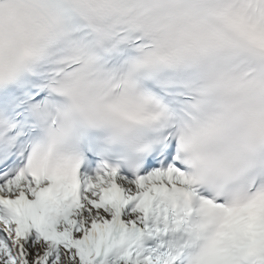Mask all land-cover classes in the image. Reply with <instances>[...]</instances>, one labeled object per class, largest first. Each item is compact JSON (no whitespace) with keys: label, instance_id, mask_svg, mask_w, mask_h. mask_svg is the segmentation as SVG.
<instances>
[{"label":"snow or ice","instance_id":"6c2138e0","mask_svg":"<svg viewBox=\"0 0 264 264\" xmlns=\"http://www.w3.org/2000/svg\"><path fill=\"white\" fill-rule=\"evenodd\" d=\"M0 264H264V0H0Z\"/></svg>","mask_w":264,"mask_h":264}]
</instances>
